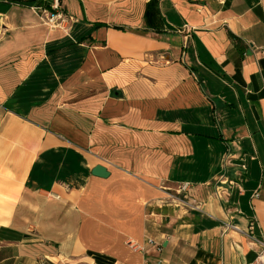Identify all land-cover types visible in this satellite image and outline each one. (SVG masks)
Wrapping results in <instances>:
<instances>
[{
  "label": "crops",
  "instance_id": "0c3cea01",
  "mask_svg": "<svg viewBox=\"0 0 264 264\" xmlns=\"http://www.w3.org/2000/svg\"><path fill=\"white\" fill-rule=\"evenodd\" d=\"M28 1L0 0V264L254 263L264 0H59L69 35Z\"/></svg>",
  "mask_w": 264,
  "mask_h": 264
},
{
  "label": "built area",
  "instance_id": "2783aa9c",
  "mask_svg": "<svg viewBox=\"0 0 264 264\" xmlns=\"http://www.w3.org/2000/svg\"><path fill=\"white\" fill-rule=\"evenodd\" d=\"M64 8L60 4L59 0H44L40 6L33 7V10L37 13L42 23L52 30H61L66 35H69L75 24L78 23L77 18L63 10ZM242 170H245V166H241ZM231 185L233 183H230ZM234 185V184H233ZM192 188L190 183H182L178 187L179 192L187 193ZM254 224L250 223L248 226L249 236H253ZM259 252L254 263L252 264H264V240L257 241ZM148 245L151 243L148 241ZM129 246L135 250L142 249L136 244L129 243Z\"/></svg>",
  "mask_w": 264,
  "mask_h": 264
},
{
  "label": "trees",
  "instance_id": "16d2710c",
  "mask_svg": "<svg viewBox=\"0 0 264 264\" xmlns=\"http://www.w3.org/2000/svg\"><path fill=\"white\" fill-rule=\"evenodd\" d=\"M43 2H44V0H30L28 2H20V3L21 4L24 3L25 5L30 6V7H36V6L42 5ZM153 3H154V1L151 0L149 2V5H152ZM99 26H103V25L102 24H96V27H99ZM229 38L231 39V41L233 42V44H235L236 46H238L240 50H243V48H242V42H241V40L239 38H237L236 36H234L231 33H229Z\"/></svg>",
  "mask_w": 264,
  "mask_h": 264
},
{
  "label": "water",
  "instance_id": "95a60500",
  "mask_svg": "<svg viewBox=\"0 0 264 264\" xmlns=\"http://www.w3.org/2000/svg\"><path fill=\"white\" fill-rule=\"evenodd\" d=\"M163 23H164V25H165V27H166L167 29H169V30H173V28L170 27L168 24H166L165 21H163ZM91 174H92L93 176H96V177H99V178H107L108 175H109L108 172L105 170V168H103V167H101V166H96V167L92 170Z\"/></svg>",
  "mask_w": 264,
  "mask_h": 264
},
{
  "label": "bare ground",
  "instance_id": "6f19581e",
  "mask_svg": "<svg viewBox=\"0 0 264 264\" xmlns=\"http://www.w3.org/2000/svg\"><path fill=\"white\" fill-rule=\"evenodd\" d=\"M0 217H1V219H0L1 222L4 223L5 219H7L9 217V209H6L4 211V213L0 215Z\"/></svg>",
  "mask_w": 264,
  "mask_h": 264
}]
</instances>
